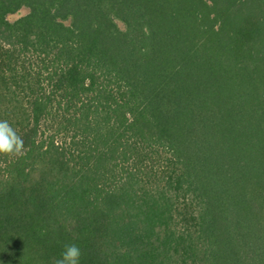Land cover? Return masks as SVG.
<instances>
[{
	"label": "trees",
	"instance_id": "16d2710c",
	"mask_svg": "<svg viewBox=\"0 0 264 264\" xmlns=\"http://www.w3.org/2000/svg\"><path fill=\"white\" fill-rule=\"evenodd\" d=\"M3 120L0 264H264V0H0Z\"/></svg>",
	"mask_w": 264,
	"mask_h": 264
},
{
	"label": "clouds",
	"instance_id": "9594fccd",
	"mask_svg": "<svg viewBox=\"0 0 264 264\" xmlns=\"http://www.w3.org/2000/svg\"><path fill=\"white\" fill-rule=\"evenodd\" d=\"M24 150L23 139L7 120L0 121V154L20 155ZM82 252L76 244H66L60 257L53 264H80Z\"/></svg>",
	"mask_w": 264,
	"mask_h": 264
},
{
	"label": "rangeland",
	"instance_id": "374dc122",
	"mask_svg": "<svg viewBox=\"0 0 264 264\" xmlns=\"http://www.w3.org/2000/svg\"><path fill=\"white\" fill-rule=\"evenodd\" d=\"M27 13H28V10H27V9H22V10H20L19 12L13 14V15H9V16L7 17V19H8V21H10V22H14V21L18 20L19 18H21V17L27 15ZM118 26H119L120 28H122V25H121L120 23L118 24Z\"/></svg>",
	"mask_w": 264,
	"mask_h": 264
}]
</instances>
